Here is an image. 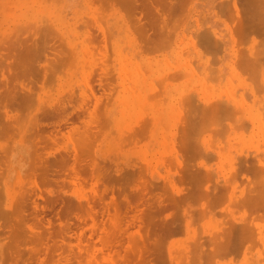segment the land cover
I'll return each mask as SVG.
<instances>
[{"label": "rangeland", "instance_id": "1", "mask_svg": "<svg viewBox=\"0 0 264 264\" xmlns=\"http://www.w3.org/2000/svg\"><path fill=\"white\" fill-rule=\"evenodd\" d=\"M107 1L0 0V264H264V0Z\"/></svg>", "mask_w": 264, "mask_h": 264}, {"label": "bare ground", "instance_id": "2", "mask_svg": "<svg viewBox=\"0 0 264 264\" xmlns=\"http://www.w3.org/2000/svg\"><path fill=\"white\" fill-rule=\"evenodd\" d=\"M108 1H109V0H108ZM108 1H107V2H108ZM113 1H114V3H115V2H118L119 5H120V2H119V1H117V0H116V1L113 0ZM121 1H123V0H121ZM232 1H233V0H232ZM240 1H241V0H240ZM244 1H245V0H244ZM247 1H248V0H247ZM256 1H257V0H256ZM107 2H106V3H107ZM110 2H111V0H110ZM123 2H124V1H123ZM125 2H126V0H125ZM249 2H250V1H249ZM7 3H8V2H7ZM108 3H109V2H108ZM108 3H107V4H108ZM111 3H112V2H111ZM114 3H112V4H114ZM118 3H116V4H118ZM225 3H226V2H225ZM225 3H224L223 5H225ZM229 3H233V2L230 1ZM254 3H255V2H254ZM121 4H122V3H121ZM250 4H251V3H250ZM250 4H249V5H250ZM257 4H258V1H257ZM257 4H255V5L258 6ZM260 4H261V3H260ZM260 4H259V5H260ZM123 5H124V4H123ZM226 5H228V4H226ZM226 5H225V6H226ZM230 5H231V4H230ZM232 5H233V4H232ZM234 5H235V4H234ZM242 5H243V4H242ZM247 5H248V4H247ZM225 6H224V7L222 6V7L225 8ZM147 7H148V6H147ZM222 7H221V8H222ZM234 7H235V6H234ZM252 7H253V6H252ZM134 8H135V7H134ZM142 8H143V7H142ZM221 8H220V9H221ZM227 8H228V7H227ZM230 8H232V6H231ZM260 8H261V7H260ZM260 8H259V9H260ZM253 9H254V8H253ZM261 9H262V8H261ZM224 10H226V8H225ZM224 10H223V11H224ZM233 10H234V9H233ZM257 11H258V10H257ZM252 12H253V11H252ZM258 12H259V11H258ZM248 13H249V12H248ZM252 15H257V12H256V14L253 13ZM260 15H261V14H260ZM254 18H255V16H254ZM250 19H252V18H250ZM246 21H247V20H246ZM248 21H249V22H253L254 19L251 20V21H250V20H248ZM248 21H247V22H248ZM263 21H264V20H263ZM253 23H255V22H253ZM258 23H259V22H258ZM255 25H256V23H255ZM255 25H253V26L255 27ZM257 25H258V24H257ZM259 25H260V24H259ZM263 25H264V23H263ZM250 27H252V25H251ZM208 31H209V30H208ZM204 33H205V32H204ZM208 33H209V32H208ZM208 33H205V34L209 35ZM200 35H201V34H200ZM207 35H206V36H207ZM210 35H211V33H210ZM210 35H209V36H210ZM203 36H204V34H203ZM200 38H202V37H200ZM204 38L207 39V37H204ZM214 39H216V38H214ZM211 40H212V38H211ZM211 40H209V41H211ZM200 41H202V39H201ZM232 41H233V40H232ZM202 42H203V41H202ZM211 42H212V41H211ZM215 42H216V41H215ZM217 42H220V41L217 40ZM207 43H208V42H207ZM213 43H214V42H213ZM234 43H235V42H234ZM203 44H204V43H203ZM208 44H209V43H208ZM210 44H211V43H210ZM217 44H219V43H217ZM212 45H213V44H212ZM220 45H221V44H220ZM220 45H219V46H220ZM204 46H205V48H206V45H204ZM213 47H214V45H213ZM207 49H208V48H207ZM258 50H259V49H258ZM218 52H219V51H218ZM246 52H247V51H246ZM241 56H242V55H241ZM242 59H243V58H242ZM240 63H241V62H240ZM187 64H188V63H187ZM211 64H212V63H211ZM254 64H255V63H254ZM239 65H240V64H239ZM243 69H244V68H243ZM246 69H248V68H246ZM240 71H241V70H240ZM103 74H104V73H103ZM105 75H106V74H105ZM186 75H187V74H186ZM196 76H198V75H196ZM222 77H223V76H222ZM196 78H197V77H196ZM227 78H228V77H227ZM98 79H100V78H98ZM98 79H97V80H98ZM201 80H202V79H201ZM218 80H219V79H218ZM100 81H101V80H100ZM101 82H102V81H101ZM195 82H196V81H195ZM219 83H220V82H219ZM6 84H7V83L5 82V85H6ZM19 84H21V83H19ZM258 84H259V83H258ZM22 85H23V84H22ZM100 85H103V84L101 83V84H99L98 86H100ZM208 85H209V84H208ZM6 86H7V85H6ZM252 86H253V85H252ZM4 87H5V86H4ZM7 87H8V86H7ZM10 87H11V86H10ZM259 87H260V86H259ZM13 88H15V87H13ZM26 88H27V87H26ZM211 88H212V87H211ZM224 88H225V87H224ZM260 88H261V87H260ZM28 89H29V87H28ZM212 89H213V88H212ZM14 90H15V89H14ZM22 90H23V89H22ZM228 93H229V92H228ZM236 95H237V94H236ZM239 95H240V94H239ZM99 96H100V95H99ZM102 96H105V95L103 94ZM97 97H98V96H97ZM187 97H188V96H187ZM101 98H102V97H101ZM194 98H195V97H194ZM96 100H97V99H96ZM99 100H100V98L98 99V101H99ZM188 100H189V99H188ZM98 101H97V102H98ZM224 102H225V101H224ZM186 103H188V101H186ZM245 103H246V102H245ZM94 104H95V103H94ZM94 104H93V105H94ZM97 104H98V103H97ZM97 104H95V105H97ZM190 104H191V103H190ZM225 104H227V103H225ZM95 105H94V106H95ZM218 105H219L218 108H220V107H221V106H220V102H219ZM227 105H229V104H227ZM227 105H226V106H227ZM223 106H225V105H223ZM92 107H93V106H92ZM229 107H231V106H229ZM181 108H182V107H181ZM187 108H188V107H187ZM210 108H211V107H210ZM223 108H224V107H223ZM231 108H232V107H231ZM231 108H228V109L231 110ZM197 109H199V108H197ZM237 109H238V108H237ZM237 109H234V111H233V110H232V111L235 112ZM85 110H86V109H85ZM94 110H95V108H94ZM191 110H192V109H191ZM230 110H229V111H230ZM58 111H59V110H58ZM91 111H92V109L90 110V112H91ZM214 111H215V110H214ZM181 112H182V111H181ZM62 113H63V112H62ZM91 113H93V112H91ZM197 113H198V112H197ZM199 113H200V112H199ZM235 113H236V112H235ZM207 114H208V113H207ZM52 115H53V114H52ZM78 115H79V114H78ZM93 115H95V114H91V115H90V114L88 113V117L91 118V121H92V117H90V116H93ZM200 115H201V114H200ZM237 116H238V114H237ZM46 117H49V116H46ZM52 117H53V116H52ZM52 117H51V119H52ZM67 117H68V114L61 115L60 117H57L58 119H57L56 121H54V122L51 121L50 123H47V124L45 123V124H46V126H47V125H48V126H49V125H53V127L56 128V129H55L56 132H58L60 129L57 130V128H59V126H60L61 124H62V125H63V124H64V125H65V124L67 125V121H69ZM78 117H79V116H78ZM93 117L96 118V116H93ZM205 117H206V116H205ZM69 118H70V117H69ZM89 118H88V120H89ZM95 118H93V119H95ZM47 119H48V118H47ZM51 119H50V120H51ZM53 119H54V118H53ZM193 119H194V118H193ZM83 120H84V119H83ZM235 120H236V119H235ZM259 120H260V119H259ZM89 121H90V120H89ZM85 122H87V121H85ZM75 123H76V122H75ZM81 123H83V121H81ZM91 123H93V122H90L89 124H91ZM95 123H96V121H95ZM240 123H241V122H240ZM70 124H73V123L71 122ZM41 125H42V124H41ZM64 125H63V126H64ZM66 125H65V126H66ZM86 125H87V124H86ZM193 125H194V124H193ZM200 125H201V124H200ZM251 125H252V124H251ZM72 126H73V125H72ZM74 126H75V124H74ZM74 126H73V127H74ZM84 126H85V125H84ZM87 126H88V125H87ZM95 126H97V125H95ZM187 126H188V125H187ZM232 126H233V125H232ZM49 127H50V126H49ZM70 127H71V126H70ZM73 127H72V129H73ZM77 127H78V126H77ZM77 127L74 128V129H75L74 131H76V129H78ZM81 127H82V126H81ZM184 127H185V126H184ZM79 128H80V127H79ZM84 128H85V127H84ZM189 128H190V127H189ZM189 128H187V129H189ZM232 128H233V127H232ZM70 129H71V128H70ZM90 129H91V127H90ZM92 129H93V128H92ZM53 130H54V129H53ZM226 130H227V129H226ZM89 131H91V130H89ZM93 131H94V130H93ZM183 131H185L184 128H183ZM56 132H55V133H56ZM69 132H70V130H69ZM85 132H86V131H85ZM91 132H92V131H91ZM64 133H65V134H64ZM64 133H62V135H63V134H64V135H67V134H68V133L66 134V132H64ZM77 133H78V131H77ZM190 133H191V132H189V134H190ZM47 134H48V133H47ZM50 134H52V133L50 132ZM57 134L60 135L61 133H57ZM82 134H83V133H82ZM182 134H183V133H182ZM186 134H187V133H186ZM92 135H93V132H92ZM223 135H224V134H223ZM250 135H251V134H250ZM47 136H49V135H47ZM50 136H51V139H50V140H54V139H55V137L53 138V135H50ZM50 136H49V137H50ZM56 136H57V135H56ZM67 136H68V135H67ZM86 136H88L87 133H86ZM251 136H252V135H251ZM259 136H260V135H259ZM64 137H65V136H64ZM182 137H184V136H182ZM223 150H224V149H223ZM75 151H76V150H74V152H75ZM74 152H73V155H76V154H74ZM75 153H77V152H75ZM77 156H78V155H77ZM77 156H74V158H73L74 161H73V159H72V161L74 162V164H76V163H75V162H76L75 160H77V159H76ZM78 158H79V157H78ZM65 159H66V157H65ZM65 159L63 158V161H64ZM67 159H70V155H69V157H68ZM57 160H58V159H57ZM78 160H79V159H78ZM59 161H60V160H59ZM59 161H57V162H59ZM61 161H62V160H61ZM61 161H60V163H62ZM72 161H71V162H72ZM77 162H78V161H77ZM60 163H59V164H60ZM69 163H70V162H69ZM78 163L81 164V161H79ZM74 164H73V163H72V164H71V163L69 164V165H71V167H70L71 169H75V168H76V167L74 168ZM76 165H77V164H76ZM78 166H79V169H80L81 165L78 164ZM85 166H86V165H85ZM81 168H85V167H81ZM75 170H76V169H75ZM76 172H77V171H76ZM203 173H204V172H203ZM205 173H206V172H205ZM200 174H201V173H200ZM194 175H195V174H194ZM194 175H193V176H194ZM197 175H198V174H197ZM203 176H205V175L203 174ZM203 176L201 175V177H203ZM190 177H192V176H190ZM198 177H199V176H198ZM197 179H198V178H197ZM204 179H206V177H204ZM204 179L202 178L203 183L205 182ZM200 180H201V179H200ZM226 180H228V179H226ZM202 181H201V182H202ZM195 182H196V181H195ZM195 182H194V184H195ZM203 183H202V184H203ZM192 185H193V184H192ZM198 186H199V183H198ZM263 190H264V189H263ZM263 190H262V192H263ZM204 193H205V192H204ZM205 194H206V193H205ZM259 194H260V193H259ZM259 194H258V196L261 197V195H259ZM262 196L264 197V195H262ZM263 197H262V198H263ZM256 198H257V197H256ZM263 199H264V198H263ZM212 201H213V200H212ZM13 205H14V201H13V200H10V199L7 200V199H6V200L0 205V207H1V208L3 209V211H4V212H2V210H1V212H0V216H1V215H4L5 217L10 216L11 213L14 212V211L17 209V207H18L17 205H15V210L13 211V209H12ZM6 223H7V221H6L5 223H3V222L0 223V231H3L5 228L8 227V226L6 225ZM25 224H27V223L25 222ZM227 235H228V234H227ZM3 236H4V237H7V236H8V232H7V231H3ZM243 237H244V239H242V240L239 239V238H237V237H235V239H233L232 241H227V242H225V243L222 245L221 248H222L224 251H226L227 254H228V253H238V251H239V250L241 249V247L243 246V242H244V241H247V239H248V240L251 239V237H252L251 231H250L249 229L246 230V231H245V234H244ZM226 238H227V236H226ZM226 238L224 237V239H226ZM227 239H228V238H227ZM217 241H218V240H217ZM219 241H220V240H219ZM219 241H218V242H219ZM151 242H152V241H151ZM214 242H215V241H214ZM137 245H138V244H137ZM152 245H153V244H152ZM7 246H8V245H7ZM216 246H218V245H216ZM12 247H13V246H12ZM71 247H72V246H70V248H71ZM151 247H152V246H151ZM204 247H205V246H204ZM7 248H9V246H8ZM7 248H6V250H5V249H3V250H4V251H7ZM10 248H11V246H10ZM133 248H134V247H133ZM143 248H144V247H143ZM198 248H199V247H198ZM214 248H215V247H214ZM214 248H212L211 251L216 252V251L213 250ZM11 249H12V248H11ZM11 249H9V250H10V254H8L9 252H7V254L10 255V256L13 255V254H11V253L14 252V251L12 252L13 249H12V250H11ZM82 249H83V248H82ZM134 249H135V248H134ZM134 249H133V250H134ZM149 249H150V248H149ZM153 249H154V248H153ZM9 250H8V251H9ZM84 250L88 251V249H86V248H84ZM84 250H83V251H84ZM142 250H143V249H142ZM192 250H193V249H192ZM203 250H206V249H203ZM28 251H30V250L28 249ZM139 251H140V249H139ZM145 251L147 252V251H149V250H144V252H145ZM200 251H202V250H200ZM75 252H77V251H75ZM78 252H79V250H78ZM144 252H143V253H144ZM146 252H145V253H146ZM159 252H160V251H159ZM190 252H191V251H190ZM197 252H198V251H197ZM207 252L209 253V251H206V254H207ZM31 253H32V252H28V254L32 255ZM86 253H87V252H86ZM149 253H150V251H149ZM153 253H154V252H153ZM204 253H205L204 251H203V253L201 252V255H202V254L204 255ZM1 254H2L3 259H4V256H5V255L3 254L2 248H0V261L2 260V256H1ZM133 254H134V253H133ZM136 254H137V253H136ZM206 254H205V255H206ZM139 255H140V256H139ZM139 255H138V256H139V257H138V260H139V258L142 259L141 256H144V254L141 255V252H140ZM145 255H146L147 257L144 256L142 260H145V259H146L147 264H148L149 260L151 261V259H152L153 257H151V254L149 255V254L146 253ZM156 255H157V254H156ZM158 255H159V254H158ZM161 255H162V254H161ZM32 256H33V255H32ZM32 256H31V257H32ZM128 256H130V253H129ZM149 256H150L151 258H150ZM209 256H210V255H209ZM209 256H208V257H209ZM29 257H30V256H29ZM31 257H30V258H31ZM131 257H132V256H131ZM135 257H136V256H135ZM135 257H132V258L135 260ZM163 257H164V255H163ZM193 257H194V256H193ZM210 257H211V256H210ZM148 258H150V259L148 260ZM6 259H7V258H6ZM118 259H119V258H118ZM121 259H122V258H121ZM121 259H120V260H121ZM133 259H132V260H133ZM136 259H137V258H136ZM189 259H192V258L189 257ZM208 259H209V258H208ZM41 260H42V259H41ZM122 260H125L124 257H123ZM128 260H129V259H128ZM134 260H133V262H134ZM138 260H136V262H137ZM142 260H140V261H142ZM152 260H153V259H152ZM155 260L158 261L157 259H155ZM194 260H195V259H194ZM201 260H202V259H201ZM125 261H126V260H125ZM146 261H143V263H142V262H141V263L144 264V262H146ZM188 261H190V260H188ZM191 261L193 262V260H191ZM191 261H190V262H191ZM202 261H203V260H202ZM209 261H210V260H209ZM118 262H120V261H118ZM133 262H132V263H133ZM138 262H139V261H138ZM170 262H172V260H171ZM178 262H179V261H178ZM210 262H211V261H210ZM210 262H209V263H210ZM212 262H213V261H212ZM141 263H140V264H141ZM68 264H69V263H68ZM119 264H120V263H119ZM122 264H123V263H122ZM151 264H152V263H151ZM153 264H154V263H153ZM191 264H192V263H191ZM193 264H194V262H193Z\"/></svg>", "mask_w": 264, "mask_h": 264}]
</instances>
